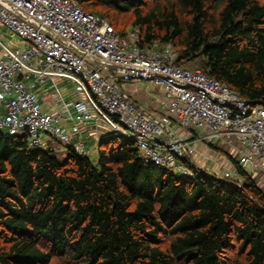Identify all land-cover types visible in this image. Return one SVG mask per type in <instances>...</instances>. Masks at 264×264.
Here are the masks:
<instances>
[{"label":"trees","instance_id":"trees-1","mask_svg":"<svg viewBox=\"0 0 264 264\" xmlns=\"http://www.w3.org/2000/svg\"><path fill=\"white\" fill-rule=\"evenodd\" d=\"M80 5L264 107V0ZM66 148L61 161L0 131V264H264V191L237 164L241 188L177 177L121 136L100 139L97 165Z\"/></svg>","mask_w":264,"mask_h":264},{"label":"built area","instance_id":"built-area-1","mask_svg":"<svg viewBox=\"0 0 264 264\" xmlns=\"http://www.w3.org/2000/svg\"><path fill=\"white\" fill-rule=\"evenodd\" d=\"M80 1L0 0V26L23 44L12 49L0 42V131L6 138L23 135L30 148L44 149L49 136L86 157L84 144L73 143L64 126L94 121L108 135L133 141L146 163L183 178L194 170L210 175L194 164L200 144L222 143L239 167L252 163L253 174L264 164L261 104L199 70L178 67L172 48L141 46L136 30L119 35ZM48 80L77 85L80 96L68 116L44 111L36 86ZM142 82L161 91L151 95L158 112L120 88ZM55 95L64 101L59 91ZM210 176L237 188L244 183L237 169Z\"/></svg>","mask_w":264,"mask_h":264},{"label":"crops","instance_id":"crops-1","mask_svg":"<svg viewBox=\"0 0 264 264\" xmlns=\"http://www.w3.org/2000/svg\"><path fill=\"white\" fill-rule=\"evenodd\" d=\"M9 34L10 36L15 37L10 32ZM4 41L5 39L0 38V42L2 44L12 49L23 47V44L21 42L20 44H17V46H14L12 40H9L6 43H4ZM1 56H4V54L2 47L0 46V57ZM31 79L32 78H30V80ZM58 83L59 81L55 84L51 80H48L43 85L38 84L36 86V93L38 95L40 103L44 107L45 112L64 113L66 116H68V114L72 112L68 110L66 104L62 105L61 108L57 109L56 108L57 103H55L53 99H50V97L47 96L49 94L47 92L48 91L47 88L49 84L54 85L56 87V90L58 91L57 88ZM120 88L124 93H126L140 106L144 107L145 109L151 112H158L155 108L156 104L154 105V100L151 97V95L161 92L158 88L152 86H146L145 88H143L142 84L139 83L125 84L123 86H120ZM53 95L56 97L55 92H53ZM55 99H57V97ZM64 128L71 136L73 143L80 142L84 144L88 157H89V149L94 148L95 150H97L100 139L108 135V132L104 128L97 125L94 121L85 122L82 125H76L68 121L65 124ZM44 139L46 145L44 148L45 150L54 151L55 154L59 152L64 154L65 158L67 157V148L65 146H62L60 143L55 141V139L49 136H44ZM230 154L231 153L229 152V156L231 158L228 159V161H226L224 159V156L221 155L219 152L215 151L213 147H211L210 145L200 144L197 145L196 153L194 154L193 158L195 162H199L200 166L199 165L198 166L202 168L204 172L210 175L215 173H217V175H221L224 171H233L236 169V161L234 160V157L232 158V155Z\"/></svg>","mask_w":264,"mask_h":264},{"label":"rangeland","instance_id":"rangeland-1","mask_svg":"<svg viewBox=\"0 0 264 264\" xmlns=\"http://www.w3.org/2000/svg\"><path fill=\"white\" fill-rule=\"evenodd\" d=\"M120 18H121V20L123 19V21H124V17H120ZM128 30H131V29L129 28ZM0 38L5 39L4 43L8 42L9 40H12V43L14 46H17V44H20V42H21V41H19L20 39L16 38V36L15 37L10 36L9 31L6 28H3L1 26H0ZM156 48L161 52H165V51L169 50V47H166V46H161V47H156ZM62 82L59 81V83L57 84V88H58V91L60 92V94L63 96L64 101L61 100L59 97H58V99H55L56 97L53 95V92H55L57 90H56V87L52 84H49V86H51V87L48 86L49 89L47 88V90H48L47 92L49 93L47 96L50 97V99H53L55 101V103H57V106H56L57 109L61 108L62 105L66 104L68 110L73 112L74 111V103L80 96V94L78 92L77 85L73 82H70V81H64L63 83ZM117 82H118V80H117ZM120 84H121V86L125 85L124 83H120ZM141 84H142L143 88H145L146 86H150L148 83H145V82H142ZM160 112L162 113L163 111L161 110ZM211 147H213V149L215 151H217L221 155H223L224 159L226 161H228V159L231 158L229 156L228 148L226 146H224L222 143H218V144L213 145ZM55 155L61 161L65 159V156L62 153L57 152ZM89 158L94 165H97L98 151L95 150L94 148H90L89 149ZM194 164L196 165V167L198 169L203 170L202 168L199 167L200 166L199 162L194 161ZM175 175L177 177H181V175L179 173H176ZM252 177L255 179V182L257 183V185L264 191V164H261L260 168L255 167V173L252 175ZM242 181L243 182L245 181V179L243 177H242Z\"/></svg>","mask_w":264,"mask_h":264},{"label":"water","instance_id":"water-1","mask_svg":"<svg viewBox=\"0 0 264 264\" xmlns=\"http://www.w3.org/2000/svg\"><path fill=\"white\" fill-rule=\"evenodd\" d=\"M244 170L250 175H253V165L252 163H248L244 166Z\"/></svg>","mask_w":264,"mask_h":264},{"label":"bare ground","instance_id":"bare-ground-1","mask_svg":"<svg viewBox=\"0 0 264 264\" xmlns=\"http://www.w3.org/2000/svg\"><path fill=\"white\" fill-rule=\"evenodd\" d=\"M199 173V172H198Z\"/></svg>","mask_w":264,"mask_h":264}]
</instances>
